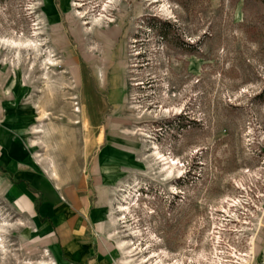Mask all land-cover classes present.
Segmentation results:
<instances>
[{
	"label": "rangeland",
	"instance_id": "obj_1",
	"mask_svg": "<svg viewBox=\"0 0 264 264\" xmlns=\"http://www.w3.org/2000/svg\"><path fill=\"white\" fill-rule=\"evenodd\" d=\"M7 162L80 188L103 263L0 186V264H264V0H0Z\"/></svg>",
	"mask_w": 264,
	"mask_h": 264
},
{
	"label": "crops",
	"instance_id": "obj_2",
	"mask_svg": "<svg viewBox=\"0 0 264 264\" xmlns=\"http://www.w3.org/2000/svg\"><path fill=\"white\" fill-rule=\"evenodd\" d=\"M7 165L2 167L0 163V186L18 209L53 226L55 238L64 245L63 250L71 261L103 263L99 258L92 260L93 251L85 255L79 247L78 238L87 216V202L80 198V188L65 186L53 177L32 170L26 163L17 166L7 162Z\"/></svg>",
	"mask_w": 264,
	"mask_h": 264
},
{
	"label": "bare ground",
	"instance_id": "obj_3",
	"mask_svg": "<svg viewBox=\"0 0 264 264\" xmlns=\"http://www.w3.org/2000/svg\"><path fill=\"white\" fill-rule=\"evenodd\" d=\"M91 14V13H90ZM92 16V15H91ZM84 17V16H83ZM87 17H89V16H87ZM101 18V17H100ZM90 19V18H89ZM95 19V18H94ZM91 20H92V18H91ZM98 20V19H97ZM94 21H96V20H94ZM89 23V22H88ZM96 23H99V20H98V22H96ZM92 24V23H91ZM94 26V25H93ZM67 31V30H66ZM73 44V43H72ZM74 45V44H73ZM72 61H71V63H74V62H76V63H78V60H77V58L76 57H73L72 59H71ZM73 75L75 76V78L77 79V81H79V77H78V72H75V70H73ZM98 82V81H97ZM98 84H100L99 82H98ZM103 89H105V87L103 88ZM76 105V104H75ZM80 106V105H79ZM78 108V107H77ZM72 111V110H71ZM77 111H79V108L77 109ZM76 112V111H75ZM44 113V112H43ZM72 113V112H71ZM80 113V112H79ZM45 114V113H44ZM75 115V114H74ZM83 117V116H82ZM87 119V118H86ZM85 119V120H86ZM93 127V126H92ZM105 130V129H104ZM86 131V130H85ZM102 132H104V131H102ZM101 132V133H102ZM87 133V132H86ZM103 134V133H102ZM102 134L100 135V137L102 136ZM102 138H103V136H102ZM55 174H56V172H55ZM54 179H56V178H54ZM57 180V179H56ZM58 180H60V179H58ZM60 182V181H59ZM41 263L42 264H44L45 262L44 261H41Z\"/></svg>",
	"mask_w": 264,
	"mask_h": 264
},
{
	"label": "trees",
	"instance_id": "obj_4",
	"mask_svg": "<svg viewBox=\"0 0 264 264\" xmlns=\"http://www.w3.org/2000/svg\"><path fill=\"white\" fill-rule=\"evenodd\" d=\"M164 34H165V33H163V35H162V36H164Z\"/></svg>",
	"mask_w": 264,
	"mask_h": 264
}]
</instances>
